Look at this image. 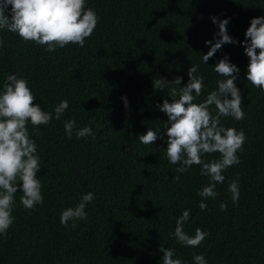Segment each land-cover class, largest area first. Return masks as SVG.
<instances>
[{
  "label": "trees",
  "instance_id": "obj_1",
  "mask_svg": "<svg viewBox=\"0 0 264 264\" xmlns=\"http://www.w3.org/2000/svg\"><path fill=\"white\" fill-rule=\"evenodd\" d=\"M85 9L95 12L98 23L83 47L47 52L0 30V90L8 75L24 78L34 103L53 114L47 125H27L40 157L44 199L26 209L17 191L13 223L0 235V264H162L160 246L174 249L173 258L184 264H195L196 255L207 264H264V92L246 80L249 61L240 46L250 21L264 17V0H85ZM211 17L230 18L227 34L236 44L222 45L203 63L210 50L205 42L219 30ZM225 56L239 69L235 83L245 117H222L221 125L243 131L246 139L237 152L240 163L216 184L217 196L203 198L198 193L210 178L200 175V166L178 173L179 164L165 156L167 116L156 106L172 98L167 88L154 89L153 80L180 77L178 87H184L188 69L198 65L200 103L224 79L212 68ZM63 100L69 107L57 120L54 108ZM68 120L75 121L71 138L64 130ZM84 127L94 138H77ZM149 128L159 129L161 138L140 143L137 137ZM234 180L236 203L228 191ZM89 192L94 199L85 206L87 219L62 225L61 212ZM223 202L227 211L220 210ZM186 209L183 230L208 233L197 247L172 236Z\"/></svg>",
  "mask_w": 264,
  "mask_h": 264
},
{
  "label": "clouds",
  "instance_id": "obj_2",
  "mask_svg": "<svg viewBox=\"0 0 264 264\" xmlns=\"http://www.w3.org/2000/svg\"><path fill=\"white\" fill-rule=\"evenodd\" d=\"M10 6V10H9ZM212 23L219 29L213 41H206L210 46L206 55L201 56L206 63L224 44H236L227 34L226 25L229 19L219 20L211 17ZM98 17L92 9H85V0H0V30L18 35L24 42H34L46 46L45 51H55L68 44L84 46L86 38L93 33ZM245 41L240 45L248 57L246 80L264 92V17L253 18L245 32ZM258 50V51H257ZM198 65L188 69V82L184 87L181 78L176 77L168 82L163 78L153 80V88L163 91L168 89L167 99L156 107L167 116V147L164 150L169 163L176 167L178 173L187 172L193 165L200 166V175L208 176L210 181L198 193L203 198H215L216 184L225 180L222 174L228 167L239 164L237 152L245 142L243 131L225 128L221 125L222 117H233L239 121L245 113L241 107V93L236 86L239 69L231 64L227 56L220 59L213 69L224 77L217 81V90L207 94L205 100L196 103L204 86L203 77L197 75ZM230 77V78H229ZM230 97V99H229ZM127 107L126 97L121 98ZM35 97L28 87V81L8 75L3 90H0V235L6 234L13 223L12 210L15 205V194L19 190L20 204L26 209H33L43 203L41 182L37 177L41 166L37 155V146L30 139L28 123L33 126L47 125L53 114L43 111L35 104ZM214 106L215 114L212 112ZM69 107L67 100L61 101L54 108L55 119L59 120ZM75 121L64 123V130L69 138L73 134ZM77 138L93 136L89 127L76 131ZM159 129H148L139 135L140 143L149 145L161 138ZM218 153L219 159L205 160V154ZM174 179L179 180L176 176ZM233 203L239 199V185L232 181L228 187ZM94 199V194H84L75 207L61 212L60 223L64 226L69 221L86 220L85 206ZM201 210L207 205L199 204ZM221 211H227V203L220 204ZM190 216V210H184L176 220V228L172 236L177 243L188 247H197L208 236L207 232L197 228L194 235L183 230L184 223ZM75 223L72 227H75ZM163 253L162 264H184L174 257V249H158ZM195 264H207L203 255L194 256Z\"/></svg>",
  "mask_w": 264,
  "mask_h": 264
}]
</instances>
